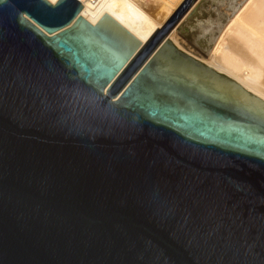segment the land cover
I'll return each instance as SVG.
<instances>
[{"label":"water","instance_id":"1","mask_svg":"<svg viewBox=\"0 0 264 264\" xmlns=\"http://www.w3.org/2000/svg\"><path fill=\"white\" fill-rule=\"evenodd\" d=\"M78 0H0V264H264V102Z\"/></svg>","mask_w":264,"mask_h":264},{"label":"bare ground","instance_id":"2","mask_svg":"<svg viewBox=\"0 0 264 264\" xmlns=\"http://www.w3.org/2000/svg\"><path fill=\"white\" fill-rule=\"evenodd\" d=\"M46 1L55 4L58 0ZM78 1L82 7L79 16L90 24H97L105 14L140 43L120 73L129 66L135 55L164 25L168 17L186 2V0H165L161 3L155 0L156 4H153V0ZM196 1L194 0L191 4L184 19L193 13ZM238 1L240 8L230 15L228 25L217 37L206 60L197 59L190 53L191 51L189 52L180 44L176 38V33L180 28L178 25L173 28L168 39L177 49L199 60L214 71L226 75L244 90L264 102V0ZM157 4H162L161 7L166 10L160 22L145 12L146 6Z\"/></svg>","mask_w":264,"mask_h":264},{"label":"rangeland","instance_id":"3","mask_svg":"<svg viewBox=\"0 0 264 264\" xmlns=\"http://www.w3.org/2000/svg\"><path fill=\"white\" fill-rule=\"evenodd\" d=\"M157 1L162 3V1L165 0ZM153 4H156L155 0H153ZM161 6L162 4L150 5L146 6V10H144L152 18L160 22L166 12ZM239 8L240 4L238 0H197L193 8V13L184 19L187 12L176 23V25L180 27L176 33V38L186 50L189 52L191 51L190 53L194 57L206 60L213 49L217 37H219L220 33L228 25L227 23L230 19V15ZM173 14L170 15L167 20H169Z\"/></svg>","mask_w":264,"mask_h":264}]
</instances>
